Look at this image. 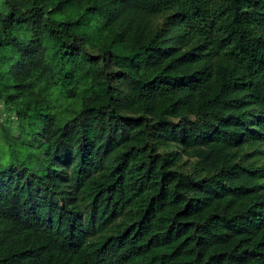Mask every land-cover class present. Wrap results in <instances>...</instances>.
Listing matches in <instances>:
<instances>
[{
    "label": "trees",
    "instance_id": "16d2710c",
    "mask_svg": "<svg viewBox=\"0 0 264 264\" xmlns=\"http://www.w3.org/2000/svg\"><path fill=\"white\" fill-rule=\"evenodd\" d=\"M0 100V264H264V0H0Z\"/></svg>",
    "mask_w": 264,
    "mask_h": 264
},
{
    "label": "rangeland",
    "instance_id": "374dc122",
    "mask_svg": "<svg viewBox=\"0 0 264 264\" xmlns=\"http://www.w3.org/2000/svg\"><path fill=\"white\" fill-rule=\"evenodd\" d=\"M0 125H2L12 137L18 138V137H21V135L22 137H24L23 132L22 134L20 132V127L15 117L13 109L6 107L1 100H0ZM25 129L27 130L28 126H26ZM2 134L4 133L1 131L0 139L2 138ZM17 140H19V138ZM20 145L21 144L17 143L13 146L14 151L16 150V153H19L18 156L20 158L26 157L30 155L31 153H33L32 149H29V148L26 149V147L22 148V146ZM8 155L9 153L4 154V155L0 154V167L7 165ZM191 164H192L191 161H188V162L186 161L185 169L186 170L190 169Z\"/></svg>",
    "mask_w": 264,
    "mask_h": 264
}]
</instances>
